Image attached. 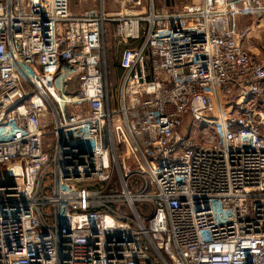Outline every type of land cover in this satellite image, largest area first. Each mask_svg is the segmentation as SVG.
<instances>
[{
	"label": "built area",
	"instance_id": "built-area-1",
	"mask_svg": "<svg viewBox=\"0 0 264 264\" xmlns=\"http://www.w3.org/2000/svg\"><path fill=\"white\" fill-rule=\"evenodd\" d=\"M70 1L0 0V264H264V0Z\"/></svg>",
	"mask_w": 264,
	"mask_h": 264
},
{
	"label": "rangeland",
	"instance_id": "rangeland-1",
	"mask_svg": "<svg viewBox=\"0 0 264 264\" xmlns=\"http://www.w3.org/2000/svg\"><path fill=\"white\" fill-rule=\"evenodd\" d=\"M186 1L188 0H167V1H162L161 3L165 5L166 7H171V9H176L182 6ZM247 22L248 20L242 17L241 15L236 17V24L238 27L246 25ZM253 35L257 38L264 39V29L255 30ZM260 45H261V42L258 39H251L247 43V46L255 50V52H257L260 58H264V53L260 52ZM123 49H124V46L119 43V41L117 40L115 36V26H111L109 30H107L106 35H105L104 50L107 56L108 80H109V84L111 85L112 89L116 88L120 84V80L122 77V72L119 70L118 64H119L120 55ZM47 85L51 89L52 93L55 96H57V98L59 99L62 97L65 100H69L67 99V97H69V95L71 94L74 95L77 92V84L75 82L68 83L64 91L60 92L58 90L57 93L54 92V90L50 87L49 84ZM60 88H61V85L59 84V89ZM0 172H3L5 176L8 174H11L13 177H15L13 179L18 180V171L12 166L1 167ZM2 180L4 179L2 178Z\"/></svg>",
	"mask_w": 264,
	"mask_h": 264
},
{
	"label": "crops",
	"instance_id": "crops-1",
	"mask_svg": "<svg viewBox=\"0 0 264 264\" xmlns=\"http://www.w3.org/2000/svg\"><path fill=\"white\" fill-rule=\"evenodd\" d=\"M95 6H97L96 0H88L84 3H79L77 0L70 1L71 10L75 13H83L91 8H94ZM105 9L108 12L118 11V8L112 3V0H108L107 2H105ZM111 26L113 25L109 24L107 30H109Z\"/></svg>",
	"mask_w": 264,
	"mask_h": 264
},
{
	"label": "trees",
	"instance_id": "trees-1",
	"mask_svg": "<svg viewBox=\"0 0 264 264\" xmlns=\"http://www.w3.org/2000/svg\"><path fill=\"white\" fill-rule=\"evenodd\" d=\"M114 26V25H113ZM118 67H119V64H118ZM120 70V69H119Z\"/></svg>",
	"mask_w": 264,
	"mask_h": 264
}]
</instances>
